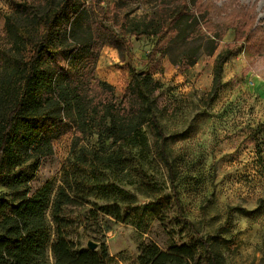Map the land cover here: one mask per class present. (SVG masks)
<instances>
[{
  "label": "rangeland",
  "instance_id": "rangeland-1",
  "mask_svg": "<svg viewBox=\"0 0 264 264\" xmlns=\"http://www.w3.org/2000/svg\"><path fill=\"white\" fill-rule=\"evenodd\" d=\"M59 1L0 0V57L13 46L14 26L33 27L18 6L35 8L42 17ZM78 1L88 8L91 21L122 31L129 42L124 62L116 48L102 46L95 77L110 84L121 100L130 80L129 68L150 72L160 84L153 105L166 136L160 143L144 128L147 148L129 154L130 167L123 176V182L135 183L124 188L135 197L139 215L150 204L155 215L144 211L140 226L100 215L97 226L89 211L94 210L93 203H102L90 199V204L75 209L82 225L75 236L80 247L92 241L96 250H106L107 264H139L142 244L152 242L167 251L204 239L210 240L221 264H264V42L257 35L259 46L243 42L219 72L217 63L239 35V29L229 24L227 6L232 4L237 15L239 9L248 10L254 27L264 31V0H186L189 11L195 2L211 5L209 16L204 14L214 33L200 30L203 16L189 15L177 21V34L169 40H162L159 31L170 24L172 9L182 0ZM185 53L193 64L182 59ZM24 54L28 58L30 48ZM73 138L67 133L53 140L51 155L42 160L28 184V195L49 182L60 184ZM163 149L171 172L161 160ZM142 180L154 188L140 189ZM0 192L7 191L0 186ZM145 192L154 193L146 199ZM199 257L206 264L202 253Z\"/></svg>",
  "mask_w": 264,
  "mask_h": 264
},
{
  "label": "trees",
  "instance_id": "trees-1",
  "mask_svg": "<svg viewBox=\"0 0 264 264\" xmlns=\"http://www.w3.org/2000/svg\"><path fill=\"white\" fill-rule=\"evenodd\" d=\"M18 9L33 21V27L14 26L13 46L0 57V186L7 191L0 192V264H107L106 250L91 251L76 241L82 225L75 209L90 204V199L100 201L101 206L93 203L94 210L89 211L97 226L100 215L137 226L142 224L144 211L155 215L151 204L142 207L139 215L135 197L124 188L135 183L123 182V176L130 167L129 154L147 148L144 128L158 142H165L153 105L160 84L150 72L129 68L125 96L118 100L112 86L95 77L102 46L116 48L124 62L129 42L122 31L116 33L91 21L88 8L85 4L80 7L78 0H60L42 17L25 4ZM210 9L205 2H195L189 11L182 0L172 9L170 24L159 31L160 38L175 37L177 21L196 14L203 16L200 30L214 33L207 23ZM233 9L232 4L227 6V19L231 28L239 29V35L219 55L218 72L241 43L256 44L257 35L264 42V31L254 27L251 13L239 9L237 15ZM113 10L119 11L115 6ZM106 14L112 15L111 11ZM27 48L28 58L24 54ZM182 59L188 61V53ZM67 133L74 135L73 146L62 167L60 184L49 182L28 195V184L42 160L51 155L53 140ZM161 160L171 172L164 149ZM138 185L146 191L154 188L146 180ZM153 193L142 196L148 199ZM174 202L180 207L175 191ZM209 241L173 245L167 251L152 242L142 244L137 261L201 264L202 253L206 264H221Z\"/></svg>",
  "mask_w": 264,
  "mask_h": 264
},
{
  "label": "water",
  "instance_id": "water-1",
  "mask_svg": "<svg viewBox=\"0 0 264 264\" xmlns=\"http://www.w3.org/2000/svg\"><path fill=\"white\" fill-rule=\"evenodd\" d=\"M86 248L88 250L95 251L96 248H97V244L92 242V241H88L87 244H86Z\"/></svg>",
  "mask_w": 264,
  "mask_h": 264
}]
</instances>
